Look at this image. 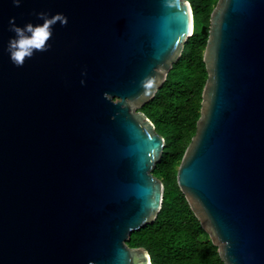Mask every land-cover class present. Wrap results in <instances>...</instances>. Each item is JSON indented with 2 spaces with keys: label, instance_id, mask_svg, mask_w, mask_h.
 Returning <instances> with one entry per match:
<instances>
[{
  "label": "water",
  "instance_id": "water-1",
  "mask_svg": "<svg viewBox=\"0 0 264 264\" xmlns=\"http://www.w3.org/2000/svg\"><path fill=\"white\" fill-rule=\"evenodd\" d=\"M61 14L23 67L15 33ZM194 29L189 0H0V264H153L165 138L140 108ZM177 183L226 264H264V0H218Z\"/></svg>",
  "mask_w": 264,
  "mask_h": 264
},
{
  "label": "trees",
  "instance_id": "trees-1",
  "mask_svg": "<svg viewBox=\"0 0 264 264\" xmlns=\"http://www.w3.org/2000/svg\"><path fill=\"white\" fill-rule=\"evenodd\" d=\"M217 1L189 0L192 35L162 86L140 108L165 138L161 159L153 170L163 181L164 197L155 220L133 231L128 243L147 248L153 264H226L177 183L178 166L197 129L208 76L203 60L208 35L201 28L209 25Z\"/></svg>",
  "mask_w": 264,
  "mask_h": 264
},
{
  "label": "clouds",
  "instance_id": "clouds-1",
  "mask_svg": "<svg viewBox=\"0 0 264 264\" xmlns=\"http://www.w3.org/2000/svg\"><path fill=\"white\" fill-rule=\"evenodd\" d=\"M18 7L20 0H13ZM38 18L43 20L42 25L26 24L23 28L15 24V18L10 20V30L15 33L14 38L9 40L8 53L13 64L17 67H23L27 59H31L35 52H46L50 45L47 41L52 36V28L60 22L63 25L67 24V19L61 14L49 18L46 14H38Z\"/></svg>",
  "mask_w": 264,
  "mask_h": 264
}]
</instances>
